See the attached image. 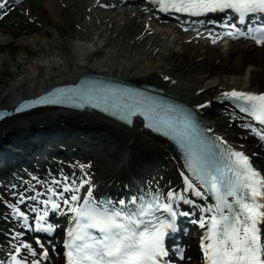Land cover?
<instances>
[{
  "label": "snow or ice",
  "instance_id": "obj_1",
  "mask_svg": "<svg viewBox=\"0 0 264 264\" xmlns=\"http://www.w3.org/2000/svg\"><path fill=\"white\" fill-rule=\"evenodd\" d=\"M7 3L8 0H0V9H5ZM150 3L166 14L199 17L223 13L229 22L222 26L235 30L230 35L264 46V0H150ZM2 15H7V11ZM233 19L244 27L232 23ZM249 20L253 23H248ZM216 42V37H212V43ZM71 91L56 88L31 103H63ZM126 95L133 103L114 105L120 119L131 124L134 115H142L148 121L147 127L172 136L183 148V167L187 171L179 172L182 190L149 188L128 199L113 201L96 195V185L88 171L90 164H78L80 176L62 171L60 178L51 177V173V179L32 176L23 191L11 193L15 203L0 197L22 229L12 230L15 233L12 239L18 242L0 264H44L49 260V250L40 237L35 240L40 249L37 251L27 241V234L53 236L60 225L50 222V213L67 219L62 240L65 264H176L167 237L177 231V217L192 215L191 209H199V218L193 223L204 230L199 242L202 264H264V172L254 166L249 155L233 149L222 137L206 136L212 130L201 129L190 111L142 93ZM223 95L240 113L261 126L247 125L264 140V92L233 89ZM92 98L87 94L89 101ZM193 197L203 203H197ZM181 204L191 209L182 212ZM175 251L180 261L186 259L182 249Z\"/></svg>",
  "mask_w": 264,
  "mask_h": 264
},
{
  "label": "bare ground",
  "instance_id": "obj_2",
  "mask_svg": "<svg viewBox=\"0 0 264 264\" xmlns=\"http://www.w3.org/2000/svg\"><path fill=\"white\" fill-rule=\"evenodd\" d=\"M94 2L95 0H28V5L34 4L43 15V21L53 30L27 35L24 38V42L37 50V53L32 58L26 57L28 61L24 64L22 72L0 87V106H9L21 96L30 95L56 82L70 81L87 71L106 72L135 83L153 82L162 86L171 95L193 105L204 100L210 101L226 89L264 90V46L258 48L247 42L234 44L224 42L211 46L184 36L173 26H157L156 14L142 12L148 7H138L140 9L133 10L137 13L132 16V13L125 14L116 10L123 4H132L126 0H98L96 5ZM99 7L109 11V14L98 17V21L91 17L88 19L87 15ZM80 14L86 15L85 26L87 25L88 32L79 33L81 38L63 39L64 24L78 22ZM115 23L118 24L116 29L111 26ZM146 36L149 40L139 48ZM3 41L4 37L0 35V44H3ZM1 59L0 67L18 66L11 61L2 62ZM165 76L169 79H164ZM210 113L212 121L209 126L213 131L250 152L257 167L263 168L264 165L257 156L263 142L241 144L244 142L243 134L230 128L233 115L229 109L228 112L212 110ZM74 116L92 119L100 125L101 129L97 130L93 142L96 141L101 147L90 148L86 154L89 155L88 159L69 160L67 168L61 161L65 168H61L59 172L49 168L33 170L30 173L28 171L15 173V177L21 183L19 191L25 189L26 182L30 181L32 176L41 179L60 178L61 171L69 176L73 172L80 176L78 164L91 165L88 171L96 189L101 185L103 187L112 185L125 177L139 158L151 152L164 159L165 169L161 170V176L174 188L180 186L182 180L179 177V164L173 157L175 154L167 145L141 130L139 126L126 127L98 115L73 113L69 110L40 109L5 118L1 121L0 127L7 128L5 124L10 127L20 126L27 122L28 118L37 120V123L40 121L42 124L54 126L57 124L56 121ZM221 117H229L230 120L221 121L219 120ZM74 130L78 131L77 128L67 131L56 129L47 130V133L73 134L76 133ZM27 140L25 135H20L7 141L6 145L14 141L24 143L23 146L29 148L34 144L35 138L33 141ZM40 140L44 139L41 137L38 141ZM15 149L13 147L11 151H7L0 159V164L6 165L7 161L10 162L13 154H9ZM110 159L115 165L112 168L105 163V160ZM36 187L42 190L39 185ZM12 200L13 203L16 202L15 199ZM8 221L13 225L12 220ZM13 229L16 230V227L2 230L9 236L6 240L11 243L6 244V240L0 241V256L5 250L10 249L13 243L11 238L14 235Z\"/></svg>",
  "mask_w": 264,
  "mask_h": 264
},
{
  "label": "rangeland",
  "instance_id": "obj_3",
  "mask_svg": "<svg viewBox=\"0 0 264 264\" xmlns=\"http://www.w3.org/2000/svg\"><path fill=\"white\" fill-rule=\"evenodd\" d=\"M20 11L18 10L16 13L12 14V17L6 20L3 24L0 25V31L5 34V36L10 40L9 33H14V44L10 46H15L16 44H19L21 47L22 39L28 34V33H34L36 34V29L41 31H47L50 30L49 27L44 26L40 22L41 15L37 13V10L32 11L34 15H36V18H33L29 15H20ZM65 32H67L66 35L70 33V30H80L77 25H71V26H64ZM12 31V32H11ZM63 39H67V36L63 35ZM15 49V48H14ZM37 51L33 50H26L23 51V55L20 56H14L10 57L12 58L11 63H16V67H12L10 65L8 67V72L0 73V87L4 85V82H9L11 79L15 78L20 72H22L24 64L27 63V58H32L33 55H35ZM0 55H3L2 52H0ZM17 68H19L17 70ZM16 71V72H15Z\"/></svg>",
  "mask_w": 264,
  "mask_h": 264
}]
</instances>
